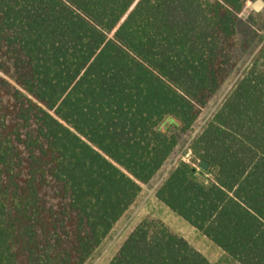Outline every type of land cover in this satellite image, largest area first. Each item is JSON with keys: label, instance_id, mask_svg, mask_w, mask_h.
Masks as SVG:
<instances>
[{"label": "trees", "instance_id": "1", "mask_svg": "<svg viewBox=\"0 0 264 264\" xmlns=\"http://www.w3.org/2000/svg\"><path fill=\"white\" fill-rule=\"evenodd\" d=\"M244 7L0 0V57L15 62L22 123L0 119V264L95 257L179 144L161 123L174 117L187 134L225 81L219 34L252 15ZM17 144L31 152L26 180L16 172ZM190 150L193 162L177 164L157 200L225 253L216 264H264V47ZM48 177L66 201L58 210L40 198ZM109 264L212 263L145 219Z\"/></svg>", "mask_w": 264, "mask_h": 264}, {"label": "rangeland", "instance_id": "2", "mask_svg": "<svg viewBox=\"0 0 264 264\" xmlns=\"http://www.w3.org/2000/svg\"><path fill=\"white\" fill-rule=\"evenodd\" d=\"M242 1L245 5L244 9L247 7L252 10V15L249 16V13L246 12L242 14L231 36L219 34L222 52L221 62H224L226 67L223 74L227 73L225 81L217 92L209 98L207 105L200 107L197 122L187 134L182 133V126L174 117L164 119L160 129L166 130L179 140L175 152L158 176L148 186L144 187L137 203L117 224L111 236L87 264H109L118 255L129 235L145 219L163 222L172 233L185 238L193 247L206 256L212 264L227 259L220 248L160 203L156 198V192L160 184L163 183L162 181L166 179L180 161L193 162V155L190 150L192 143L205 129L264 47V8L261 12H255L253 5L258 0ZM0 75L6 82L0 81V106L3 109L0 111V119L6 118L7 124L10 125L22 124L17 119L16 101L14 99V93L18 87V72L14 60L6 55L0 57ZM170 121H174V123L172 124ZM29 132L30 129H22L24 140ZM17 147L21 157L17 162L16 172L20 173L21 180H26L28 179V168L31 164V152L22 144H17ZM54 185L53 180L48 177L40 190V198L48 210L53 208L58 210L59 205L62 203L66 204V201L56 196L53 190Z\"/></svg>", "mask_w": 264, "mask_h": 264}, {"label": "water", "instance_id": "3", "mask_svg": "<svg viewBox=\"0 0 264 264\" xmlns=\"http://www.w3.org/2000/svg\"><path fill=\"white\" fill-rule=\"evenodd\" d=\"M264 8V1L263 0H258L257 2L254 3L253 9L255 12H261ZM199 168L205 172L209 171L210 165L206 161H202L199 165Z\"/></svg>", "mask_w": 264, "mask_h": 264}, {"label": "crops", "instance_id": "4", "mask_svg": "<svg viewBox=\"0 0 264 264\" xmlns=\"http://www.w3.org/2000/svg\"><path fill=\"white\" fill-rule=\"evenodd\" d=\"M170 173H171V172H170ZM169 175H170V174H169ZM169 175H168V176H169ZM157 176H158V175H157ZM157 176H156V177H157ZM168 176L166 177V179L168 178ZM156 177H155V178H156ZM155 178H154V179H155ZM166 179H165V180H166ZM165 180H164V181H165ZM164 181H162V182H164ZM161 185H162V183L160 184V186H161ZM160 186H159V188H160Z\"/></svg>", "mask_w": 264, "mask_h": 264}]
</instances>
